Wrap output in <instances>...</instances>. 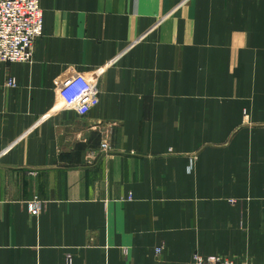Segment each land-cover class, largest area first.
Instances as JSON below:
<instances>
[{
	"label": "crops",
	"instance_id": "1",
	"mask_svg": "<svg viewBox=\"0 0 264 264\" xmlns=\"http://www.w3.org/2000/svg\"><path fill=\"white\" fill-rule=\"evenodd\" d=\"M41 5L33 60L0 62V264H264V0ZM97 68L100 103L54 112Z\"/></svg>",
	"mask_w": 264,
	"mask_h": 264
},
{
	"label": "built area",
	"instance_id": "2",
	"mask_svg": "<svg viewBox=\"0 0 264 264\" xmlns=\"http://www.w3.org/2000/svg\"><path fill=\"white\" fill-rule=\"evenodd\" d=\"M43 17L41 0H0V62L28 63L33 60L35 44L43 35ZM101 71L102 68L84 72L69 69L60 76L57 79L53 111L72 110L79 115L88 114L100 103ZM14 83V79L9 81L10 85ZM102 148L110 150L107 139L102 141ZM43 207L44 202L39 198L31 199L28 203L33 216H38ZM162 251L163 247L156 248L157 255ZM68 264H71L70 257ZM193 264L242 263L229 256L195 253Z\"/></svg>",
	"mask_w": 264,
	"mask_h": 264
}]
</instances>
